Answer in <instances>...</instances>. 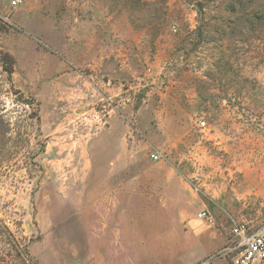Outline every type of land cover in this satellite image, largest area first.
<instances>
[{
	"label": "rangeland",
	"instance_id": "obj_1",
	"mask_svg": "<svg viewBox=\"0 0 264 264\" xmlns=\"http://www.w3.org/2000/svg\"><path fill=\"white\" fill-rule=\"evenodd\" d=\"M12 1L0 264H232L264 230V0Z\"/></svg>",
	"mask_w": 264,
	"mask_h": 264
},
{
	"label": "built area",
	"instance_id": "obj_2",
	"mask_svg": "<svg viewBox=\"0 0 264 264\" xmlns=\"http://www.w3.org/2000/svg\"><path fill=\"white\" fill-rule=\"evenodd\" d=\"M19 1L13 0L12 4ZM196 125L203 128L205 121L199 119ZM151 158L158 160L159 154L151 153ZM197 217L210 219V214L206 209H203L197 213ZM231 233L239 238L238 242L232 247L238 250L232 258V264H262L264 262V230L262 228L249 230L245 223H235L231 228Z\"/></svg>",
	"mask_w": 264,
	"mask_h": 264
},
{
	"label": "crops",
	"instance_id": "obj_3",
	"mask_svg": "<svg viewBox=\"0 0 264 264\" xmlns=\"http://www.w3.org/2000/svg\"><path fill=\"white\" fill-rule=\"evenodd\" d=\"M252 164H253V162H251V163H249V165H248V167L247 168H249L248 169V172H249V174L252 172ZM251 166V167H250ZM245 168V167H244ZM263 172H264V170H263ZM257 176L259 177V179H257V180H260V181H258V182H260V183H262V184H264V173H263V175L262 174H257ZM170 179H166L165 181L166 182H168L167 184H165V186L167 187V188H165L164 189V191L166 192V193H168V192H171V190H172V187H173V183H171L170 181H169ZM178 182V181H177ZM160 189L158 188V190L157 191H159ZM201 206H203V205H201L200 204V207ZM201 210H203V208H201L199 211H201ZM207 210V209H206ZM198 211V212H199ZM208 211V210H207ZM197 212V213H198ZM197 215V214H196ZM196 218H197V216H196ZM250 229V228H249ZM255 228H253V229H250V230H254ZM204 247H205V249H204ZM199 249H200V255H203L204 253H206V252H208V250H209V248L207 247V245H200L199 246ZM206 252H205V251ZM168 254V255H167ZM177 256H178V253H176V252H174V253H161V252H158L157 251V264H179V262H180V259H178L177 258ZM204 256V255H203ZM163 257V258H162ZM164 257H167V258H164ZM182 262H184V261H181L180 263H182ZM88 264V263H87Z\"/></svg>",
	"mask_w": 264,
	"mask_h": 264
}]
</instances>
